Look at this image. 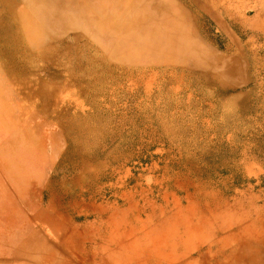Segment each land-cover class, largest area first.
<instances>
[{"label": "rangeland", "instance_id": "1", "mask_svg": "<svg viewBox=\"0 0 264 264\" xmlns=\"http://www.w3.org/2000/svg\"><path fill=\"white\" fill-rule=\"evenodd\" d=\"M42 4L0 0L6 263L264 264V0H144L114 41Z\"/></svg>", "mask_w": 264, "mask_h": 264}, {"label": "crops", "instance_id": "2", "mask_svg": "<svg viewBox=\"0 0 264 264\" xmlns=\"http://www.w3.org/2000/svg\"><path fill=\"white\" fill-rule=\"evenodd\" d=\"M21 1L29 5V4H33L35 0H21ZM41 1L43 3L42 6H47L49 9L52 10H59L61 4H65L66 5L65 8H71V7H82L85 9L88 8V11L87 12L84 11V15H83L84 16L83 20L85 24L87 23L90 25L92 24L96 25V23L106 22L109 23L110 26L109 28L105 29V31L104 30L102 31L101 30L102 28L98 29L97 27H94V32H92L93 33L92 37L95 40L111 39L112 41H114L116 37H118L121 33H124L123 31L128 29V26L127 27L123 26L120 28L118 27V25L121 23L122 24L128 23L127 25H129L135 8L144 0H41ZM61 1L64 3H59ZM151 1H153V5L155 8L156 7L164 8L166 6L165 0H151ZM108 11L109 13L107 14L106 12ZM65 16H68V13H65ZM69 16H72V14H69ZM0 231H2V229ZM1 238H2V234L0 236V240ZM14 252L15 250L9 251L10 257H14L15 254ZM6 253H7L6 248L2 246L0 242V264H7Z\"/></svg>", "mask_w": 264, "mask_h": 264}, {"label": "bare ground", "instance_id": "3", "mask_svg": "<svg viewBox=\"0 0 264 264\" xmlns=\"http://www.w3.org/2000/svg\"><path fill=\"white\" fill-rule=\"evenodd\" d=\"M28 2V1H26ZM69 2V1H68ZM71 2V1H70ZM46 4V3H44ZM70 4V3H69ZM69 6V5H67ZM38 9V8H36ZM49 8L47 6H42V8H39V10L42 12V15L46 14L47 10ZM88 9V8H87ZM90 10V9H89ZM68 12V11H67ZM70 13V12H69ZM68 13V14H69ZM76 15V14H75ZM126 16V15H125ZM13 14L10 11H3L2 13H0V40H11L13 39L15 36H18L17 33V27H16V31L13 33L11 32V27L13 24H15L16 21L12 20ZM74 19V15L72 17ZM95 18V17H94ZM97 18V17H96ZM88 20V19H87ZM92 20V19H91ZM77 22V21H76ZM98 22V20H97ZM101 22V21H100ZM73 23V22H72ZM78 23V22H77ZM90 23V22H89ZM87 24V23H86ZM94 25V24H93ZM117 26V25H116ZM102 27V26H101ZM112 28V27H111ZM103 31V29H101ZM91 31V30H90ZM97 31V30H96ZM73 37L77 36V33H73ZM93 36V34H92ZM96 38V37H95ZM7 42V41H6ZM101 44V43H100ZM6 45H8L6 43ZM5 46V45H4ZM126 47V46H125ZM6 48V46L4 47ZM9 48V47H8ZM126 50V49H125ZM124 52V51H123ZM235 255V254H234Z\"/></svg>", "mask_w": 264, "mask_h": 264}]
</instances>
